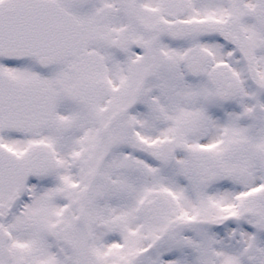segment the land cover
Here are the masks:
<instances>
[{"label":"snow or ice","instance_id":"obj_1","mask_svg":"<svg viewBox=\"0 0 264 264\" xmlns=\"http://www.w3.org/2000/svg\"><path fill=\"white\" fill-rule=\"evenodd\" d=\"M0 264H264V0H0Z\"/></svg>","mask_w":264,"mask_h":264}]
</instances>
